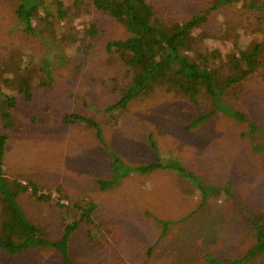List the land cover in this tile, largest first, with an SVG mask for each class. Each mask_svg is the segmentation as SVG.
<instances>
[{
	"label": "trees",
	"instance_id": "trees-1",
	"mask_svg": "<svg viewBox=\"0 0 264 264\" xmlns=\"http://www.w3.org/2000/svg\"><path fill=\"white\" fill-rule=\"evenodd\" d=\"M235 1L216 0L214 4L193 12L187 18L176 19L161 15L150 0H0L3 15V8L8 7V18L0 15V23H4L0 27L3 31L7 30L4 35L0 32V44L5 40H21L22 43L0 51V122L4 127L0 132V251L15 255L25 250L53 248L63 264H77L73 257L77 246L81 248V253L77 252L76 258L82 260L85 254H89L93 259L84 264H264V207L256 206V203L249 205L242 197L237 201L216 204L213 213L212 206H208L206 214L210 222L204 229H198L197 223L191 229L202 238L201 242L193 244L195 248L183 246V243L173 246L174 243L164 240L167 235L175 233L174 227L183 228L180 224L202 212L209 194L215 191L231 193L228 186L230 182L217 184V189L204 187L199 175L189 170L183 164L185 161L178 157H157L151 162L132 166L109 149V165L104 168L103 176L96 180V186L105 191L138 173L146 177L147 173L174 170L172 175L176 179L181 177L203 193L196 206L193 203L188 206L179 200L178 204L185 208V212L182 214L178 210L177 216L182 217L174 220L168 216L171 211L164 213L149 206L153 202L151 197L146 196L142 204L139 198L136 199L135 192L134 196L129 192L109 203H100L86 192V195L79 194L74 201V196L61 184L56 186L58 194L55 196L51 189L45 190L48 184L42 185L31 178L22 180L10 177L4 169L9 137L5 130L21 116L18 112L22 105L26 108L22 116L29 123L46 129L78 127L89 130L104 147H107L104 127L110 123L109 120L115 119L117 115L121 117L131 103L146 101L160 89L188 98L194 104L195 117L187 124L189 128L222 114L240 124L247 123L249 129L246 134H257L264 130V121L260 120V117L264 118V88H255L248 94H236L242 108L229 98L231 88L241 85L264 64L260 56L264 37L247 46L244 42H235L228 49L227 57L219 48L206 53V46H200L198 41L193 42V32L202 29L213 9ZM243 1L245 17L234 22L238 23L237 26L243 24L241 27L250 28L252 32L263 30L264 0ZM83 7L86 11L99 14L102 19L121 24L129 32L126 37L107 38L104 43L106 52L116 53L121 58L124 78L120 81L114 78L113 90L117 96L103 107L105 113L102 117L70 108L64 100L56 102L55 97L52 101L49 98L41 106L33 103L40 88L46 86L53 89L58 79L55 81L52 70L45 62L37 64L34 52L24 42L28 40L32 43L30 37L45 36L47 33L74 39L73 33L54 27V24L62 22L63 25L72 26L73 16L82 12ZM246 17L248 23L244 22ZM90 25L94 27L96 24L89 22L79 28L80 39L89 33ZM228 29L230 33L235 32L234 26H228ZM94 31L90 34L95 36L98 27ZM94 39L87 42L84 58L74 64L76 72L82 71L87 65L90 50L95 46ZM229 39V34L224 36V40ZM199 40H204V37ZM240 40H245V36L242 39L240 35ZM95 80L89 78L90 82ZM63 94L58 92L60 97ZM251 105H255L252 113L249 112ZM62 108H67L65 113L61 112ZM149 140L152 148L159 153L158 140L153 133L149 134ZM257 159L264 161V154H258ZM255 193L250 197H254ZM63 198L68 202H64ZM29 200L37 206L45 203L55 205L62 210V218L50 214L52 217L40 221V218L31 216L25 204ZM237 214L240 220H236ZM230 217H234L236 231L242 230V220H246L247 226L253 231L252 243L238 256L225 247L227 242L221 239L219 230L221 226L223 236H227ZM201 218L203 216L198 219L205 224L207 219ZM134 221L139 224L132 225ZM220 240L222 247H218Z\"/></svg>",
	"mask_w": 264,
	"mask_h": 264
},
{
	"label": "rangeland",
	"instance_id": "rangeland-1",
	"mask_svg": "<svg viewBox=\"0 0 264 264\" xmlns=\"http://www.w3.org/2000/svg\"><path fill=\"white\" fill-rule=\"evenodd\" d=\"M150 1L161 15L181 19L214 4L216 0ZM243 5V0H236L233 4H225L218 6L216 10L213 9L208 15L207 22L202 25V29L193 32V42L198 41L200 46H206V53L219 48L227 57L228 49L233 47L237 41L240 44L244 42L245 46L251 42L261 41L264 37V29L252 32V29L241 27L243 24L237 26L238 23L234 22L240 17H245L243 16L245 11ZM6 9L8 7L3 8L4 15L0 10V15L6 16ZM246 20H249L247 17L244 22L248 23ZM89 22L96 25L94 27L90 25L89 33L84 39H80L79 28ZM3 24L0 23V26H4ZM228 26H234L235 32L230 33ZM54 27H61L63 31L73 33L75 38H61L57 33L54 35L47 33L45 36L30 37L32 43L28 40L24 42V45L34 52L37 64L45 62L52 70L55 81L58 79L53 89L46 86L40 88L42 91H37L33 103L41 106L49 98L52 101L55 97L56 102L64 100L70 108L78 109L86 114H98L102 117L103 107L113 102L117 96L113 90L114 78L116 77L119 81L124 78L121 58L116 53L106 52L104 43L107 38L126 37L129 32L121 24L111 19H102L99 14H94L90 10L86 11L84 7L82 12L73 16L72 26L66 23L63 25L60 22L57 25L54 24ZM97 27L99 31L94 39L95 36L90 33H94ZM4 31L0 27L2 35ZM243 32L246 34L243 35ZM227 34L230 35V39L224 40ZM240 35L242 39L245 36V40H240ZM200 37H204V40H199ZM91 39H94L95 46L90 50L89 61L82 71L76 72L74 64L78 59L84 58L85 46L87 42L93 41ZM19 44H22L21 40H5L0 44V51L3 48H14ZM261 53V60H264V47ZM90 77L96 80L90 82ZM258 87L264 88V64L241 85L231 88L229 98L231 102L238 103L242 108L240 98L236 94H248V91H254ZM58 92H63V96L60 97ZM253 108L255 105L249 107L250 113ZM64 109L62 108V113L67 110V108ZM194 110L196 111V108L188 98L184 99L172 92L160 89L146 101L131 103L121 117L117 115L115 119L109 120L110 123L104 127V137L107 143V147H104L89 130H81L78 127L46 129L29 123L26 117L22 116V113L26 111L22 105L18 112L21 116L13 126L5 130L9 137L6 144L4 169L10 177H19L22 180L31 178L42 185L48 184L45 190L50 191L51 189L55 196L58 194L55 188L61 184L64 189L70 191L69 194L74 196V201L79 194L86 192L91 193L100 203H109L112 199L129 194V192L134 196L135 192L136 199L139 198L141 203L146 196L151 197L153 202L149 201L152 204L149 206L164 213L171 211L168 216L174 220L182 217L177 216L178 210L182 211V214L185 212V208L183 209L178 204L179 200L188 206L192 203L196 206L197 201L203 197V193L197 186L181 177L176 179V176L172 175L175 173L174 170L151 172L147 173L146 177L138 173L124 179L122 183L115 185V188L105 191L96 186V180L103 176L104 168L107 164L109 165L111 160L109 149L115 151L127 164L132 166L151 162L157 157L183 159L185 161L183 164L199 175L204 187L217 189V184L230 182L228 185L231 190H229L230 194L224 191L212 192L207 198L205 197L206 204L198 216L195 214L189 217L185 223L180 224L183 228L174 227L175 233L164 238L171 244L174 243L173 246L183 243V246L195 248L193 244L197 241L201 242L202 238L200 234L191 229L196 223L198 229H204L207 226L208 218H210L206 214L208 206H212L213 213L216 204L228 200L237 201L239 197H242L249 205L256 203V206L264 207V191H262L264 189V161L257 159L258 154H264V130L257 134H246L249 129L247 123L240 124L222 114L216 116V119L189 128L187 124L195 117ZM260 120L264 121V118L260 117ZM3 130V124L0 122V132ZM243 132L245 135H242ZM150 133H153L158 140L159 153L151 146ZM222 187L223 185L219 188ZM254 192H256L255 196L250 197ZM63 201L68 202L66 198H63ZM25 204L31 216L40 218V221H44L46 217H52L50 214L62 218V210L55 205L45 203L37 206L30 200ZM200 216H203L201 219H207L205 224L203 220L198 219ZM240 219L241 217L237 214L236 220ZM233 221L234 217L229 223L230 231L227 236H223L221 226L219 230L222 234L221 239L227 242L225 247L238 256L239 253L249 248L254 236L246 220H242L244 224L240 226L241 231L234 229ZM212 222L215 221L212 220ZM138 224L137 221L132 223V225ZM214 227L218 228V226ZM209 236L211 237V234ZM215 236L220 238L217 234ZM221 244L222 240L219 241L218 247H222ZM75 249L76 253H81L79 246ZM76 253L74 252L73 257L77 264L93 260L89 254H85L82 260L78 259ZM0 264L63 263L53 248H47L45 250H25L15 255L0 251Z\"/></svg>",
	"mask_w": 264,
	"mask_h": 264
}]
</instances>
